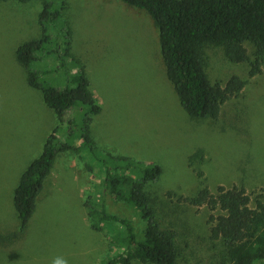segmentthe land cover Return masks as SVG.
Here are the masks:
<instances>
[{"label": "rangeland", "instance_id": "1", "mask_svg": "<svg viewBox=\"0 0 264 264\" xmlns=\"http://www.w3.org/2000/svg\"><path fill=\"white\" fill-rule=\"evenodd\" d=\"M42 1H0V264H52L58 256L68 264H100L117 249L107 230L89 225L84 203L96 199L97 163L85 150H72L78 140L56 154L22 233L13 206L19 179L47 137L60 125L59 140L65 143L73 115L77 121L83 115L67 112L59 124L16 61L18 46L41 37ZM63 13L71 29V54L84 65L101 109L92 117L89 138L100 153L159 166L160 176L143 191L159 227L176 233L177 264H217L224 247L209 239L207 209L177 204L166 193L190 197L202 185L212 193L236 185L252 199L264 196V61L261 73L249 79L248 63H231L221 47L204 46L203 70L211 84L223 86L231 76L247 84L221 105L216 120L192 119L166 77L158 29L144 10L120 0H65ZM245 46L252 61L254 48ZM55 60L40 55L32 70H52L41 82L62 90L66 77ZM200 151L203 161L189 159ZM106 205L110 213L131 220L137 239L143 238L147 223L134 207L110 195Z\"/></svg>", "mask_w": 264, "mask_h": 264}, {"label": "trees", "instance_id": "2", "mask_svg": "<svg viewBox=\"0 0 264 264\" xmlns=\"http://www.w3.org/2000/svg\"><path fill=\"white\" fill-rule=\"evenodd\" d=\"M9 1V0H0ZM26 3L29 0H15ZM59 1V3H57ZM144 10L158 29L160 54L166 77L174 88L179 103L192 119L216 120L221 105L240 94L246 80L231 76L223 86L211 84L203 70L201 49L206 45L221 47L231 63L249 64V79L261 73L264 61V0H120ZM65 0H43L38 15L41 37L17 47L16 61L25 69L30 87L42 93L43 102L52 110L59 124L67 112L79 111L65 128L66 142L61 143L58 125L47 137L42 153L34 159L19 179L14 190L13 206L22 232L35 208V200L49 174L58 152L70 150L78 140L76 152L86 151L97 163L98 184L95 202L85 201L91 229L107 230L113 255L100 264H132L137 259L146 264H177L176 233L161 229L155 221L150 199L144 186L156 180L161 168L155 164L100 153L89 138L91 118L100 113L92 96L84 65L71 54V29L64 18ZM53 31V34L50 31ZM59 35H58V34ZM246 44L254 48L249 60ZM54 56L57 69L65 75L62 90L41 82L52 70L36 72L32 66L40 55ZM201 157V151L189 157ZM189 166H191L189 162ZM198 173L197 177L201 178ZM124 202L140 214L147 225L138 240L131 220L110 213L106 196ZM177 204H186L209 212L206 223L209 239L223 244L217 264H264V196L255 199L242 186H218L212 193L207 186L187 197L166 193ZM121 251H118V250Z\"/></svg>", "mask_w": 264, "mask_h": 264}, {"label": "clouds", "instance_id": "3", "mask_svg": "<svg viewBox=\"0 0 264 264\" xmlns=\"http://www.w3.org/2000/svg\"><path fill=\"white\" fill-rule=\"evenodd\" d=\"M52 264H68V261L64 257L58 256L52 260Z\"/></svg>", "mask_w": 264, "mask_h": 264}, {"label": "crops", "instance_id": "4", "mask_svg": "<svg viewBox=\"0 0 264 264\" xmlns=\"http://www.w3.org/2000/svg\"><path fill=\"white\" fill-rule=\"evenodd\" d=\"M91 93H92V92H91ZM92 96L94 97L93 93H92ZM94 99L97 101V99H96L95 97H94ZM97 103H98V101H97ZM45 106H46V105H45ZM91 120H92V118H91ZM57 122H58V120H57ZM90 123H91V121H90ZM89 129H90V124H89ZM54 159H55V158H54ZM48 175H49V174H48ZM50 175H51V174H50ZM50 175H49V176H50ZM49 176H46V177H45V178H46L45 181L48 179ZM22 232H23V231H22ZM22 232H20V233H22Z\"/></svg>", "mask_w": 264, "mask_h": 264}]
</instances>
